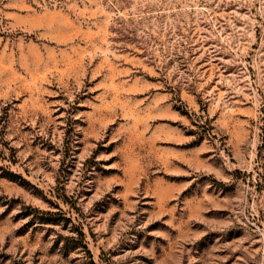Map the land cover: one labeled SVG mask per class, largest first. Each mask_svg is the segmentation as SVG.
<instances>
[{
  "label": "rangeland",
  "instance_id": "1",
  "mask_svg": "<svg viewBox=\"0 0 264 264\" xmlns=\"http://www.w3.org/2000/svg\"><path fill=\"white\" fill-rule=\"evenodd\" d=\"M0 264H264V0H0Z\"/></svg>",
  "mask_w": 264,
  "mask_h": 264
}]
</instances>
